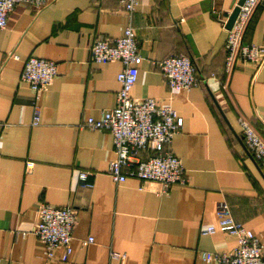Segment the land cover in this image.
<instances>
[{"label":"crops","instance_id":"obj_1","mask_svg":"<svg viewBox=\"0 0 264 264\" xmlns=\"http://www.w3.org/2000/svg\"><path fill=\"white\" fill-rule=\"evenodd\" d=\"M221 0H140L133 19L119 0H48L43 9L20 4L0 31V264H208L202 253H231L238 239L218 231L217 209L227 203L237 223L264 246V168L247 149L238 124L248 120L264 139V2L245 43L262 49L260 63L224 67L228 30ZM133 25L141 55L133 89L183 118L173 152L189 184L167 191L158 182L109 175L111 134L82 128L89 118L116 107L120 61L94 63L96 38L110 43ZM190 57L200 87L173 91L153 62ZM54 61L59 74L42 94L41 121L34 125L35 97L21 80L31 57ZM143 156L156 155L148 145ZM35 166L28 170L27 163ZM92 173L87 185L80 173ZM73 207V253L48 255L34 234L41 204ZM93 238L92 243L85 242ZM119 255L114 257L113 255Z\"/></svg>","mask_w":264,"mask_h":264},{"label":"built area","instance_id":"obj_2","mask_svg":"<svg viewBox=\"0 0 264 264\" xmlns=\"http://www.w3.org/2000/svg\"><path fill=\"white\" fill-rule=\"evenodd\" d=\"M125 13L133 19L140 0H119ZM264 0H246L240 6V12L231 28L225 44L227 53L224 67L213 73V78L220 75L230 79L239 63H260L262 49L255 44L245 43L249 25ZM20 4H31L38 9L47 6L48 0H0V31L5 30L15 8ZM223 18L226 27L229 14ZM91 59L94 63L106 64L120 61L122 71L117 80L120 84L118 102L115 108L103 111L100 118H89L81 124L82 128L108 131L113 139L114 159L109 164V175L114 183L120 185L129 178L142 183L158 182L163 190L173 186L189 184L181 159L173 152L175 137L183 127V118L171 106L160 105L154 98L137 99L133 96L139 75L141 55L135 34L130 23L124 34L113 43L103 38H96L91 47ZM162 71L166 82L173 91H190L200 87V78L195 62L185 55H174L159 62H153ZM58 66L54 61L31 56L25 63L21 76L28 84L35 97L34 125L41 121V99L55 78ZM240 135L253 157L264 168V139L253 125L244 118L238 119ZM7 123L0 120V127ZM148 145H153L156 155L143 156ZM35 163H27L28 170ZM92 173L82 171L80 182L87 185ZM88 186V185H87ZM39 222L34 234L47 248L48 255L55 250L64 249L65 258L73 253L74 229L77 223L73 207H52L41 204L37 210ZM219 226H210L202 230L203 235H212L218 231L228 233L238 239L237 247L231 253H202L208 264H264V246L259 237L244 225L237 223L227 203H220L217 209ZM89 238L86 243H92ZM114 257L119 255L114 254Z\"/></svg>","mask_w":264,"mask_h":264},{"label":"water","instance_id":"obj_3","mask_svg":"<svg viewBox=\"0 0 264 264\" xmlns=\"http://www.w3.org/2000/svg\"><path fill=\"white\" fill-rule=\"evenodd\" d=\"M246 0H230L229 3V12H231L229 14V18L226 24V29L227 30H231L239 12H240V6H242L245 3ZM227 4V0H221V9L224 10L225 6Z\"/></svg>","mask_w":264,"mask_h":264},{"label":"trees","instance_id":"obj_4","mask_svg":"<svg viewBox=\"0 0 264 264\" xmlns=\"http://www.w3.org/2000/svg\"><path fill=\"white\" fill-rule=\"evenodd\" d=\"M251 24V23H250ZM249 27H250V25H249ZM249 29V28H248Z\"/></svg>","mask_w":264,"mask_h":264}]
</instances>
